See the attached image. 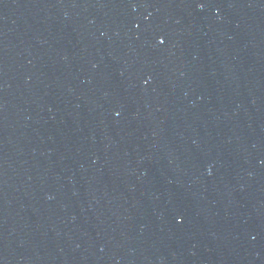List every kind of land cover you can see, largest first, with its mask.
<instances>
[{"label": "water", "instance_id": "1", "mask_svg": "<svg viewBox=\"0 0 264 264\" xmlns=\"http://www.w3.org/2000/svg\"><path fill=\"white\" fill-rule=\"evenodd\" d=\"M96 1L164 125L264 264V0Z\"/></svg>", "mask_w": 264, "mask_h": 264}, {"label": "snow or ice", "instance_id": "2", "mask_svg": "<svg viewBox=\"0 0 264 264\" xmlns=\"http://www.w3.org/2000/svg\"><path fill=\"white\" fill-rule=\"evenodd\" d=\"M161 43H163V41H161Z\"/></svg>", "mask_w": 264, "mask_h": 264}]
</instances>
